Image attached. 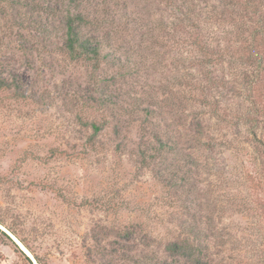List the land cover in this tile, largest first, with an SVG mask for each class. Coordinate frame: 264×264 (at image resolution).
<instances>
[{
    "label": "rangeland",
    "instance_id": "rangeland-1",
    "mask_svg": "<svg viewBox=\"0 0 264 264\" xmlns=\"http://www.w3.org/2000/svg\"><path fill=\"white\" fill-rule=\"evenodd\" d=\"M68 4L0 0V264L167 262L185 225L264 264V0H83L97 60L64 48ZM167 125L169 187L139 153Z\"/></svg>",
    "mask_w": 264,
    "mask_h": 264
},
{
    "label": "trees",
    "instance_id": "trees-1",
    "mask_svg": "<svg viewBox=\"0 0 264 264\" xmlns=\"http://www.w3.org/2000/svg\"><path fill=\"white\" fill-rule=\"evenodd\" d=\"M82 1L83 0H69V4L66 8V11L64 12V15L59 18L60 22L62 23V28L64 29V48L68 51V53L72 55L77 56L78 54V56L80 55L87 60H97L98 58H100L101 48H103L104 45L111 44L110 41L105 40L103 36L102 39H99L92 36L86 37L82 34L84 28L92 27L94 24L92 20L84 16L83 13L79 11V7ZM28 6V8L33 11L32 7H30L31 3ZM70 6H72V8ZM96 26L99 25L97 24ZM0 87L5 88L6 85L2 83L0 84ZM154 128L155 130L152 129V133H145L143 137V139H147L150 142L147 141L145 149H140V158L142 159L143 164L151 161L154 162L156 166H159V169L156 173V179L158 181L161 180V182L165 180L167 182L166 186L169 187L170 184H172L169 180V176L171 173H169L168 170L170 166H167L166 176L164 174L165 172L162 171L164 170L162 169V165L165 161L170 160V157H173L174 159L177 157L179 145L176 142V133L172 131V129L169 128L168 125L167 132L162 134L160 133V129L158 127ZM93 129L94 133H99L102 131V129L96 125H93ZM182 162L188 163V166L190 168H196L195 172H192L191 169L189 171H186V175L184 176L185 184L190 185L191 183L189 182H191V180L193 179V175H200L203 171V166L202 164L199 165L197 162H193L192 158H189L188 161L184 160ZM177 172L179 173L180 171L178 170ZM215 233L216 232L212 231V228L208 225H205L204 229H202V227L194 229L189 226L186 227L185 225L182 237L171 240L165 247L164 252L167 255V262L157 259L153 264H212L215 259H213L212 254L209 253L210 239H214ZM4 234L6 235V233ZM27 260L32 264V261L29 257H27ZM126 260L129 259L126 257L120 258L121 263L125 262ZM142 261V264H146V259ZM106 264L118 263H116V260H110Z\"/></svg>",
    "mask_w": 264,
    "mask_h": 264
}]
</instances>
